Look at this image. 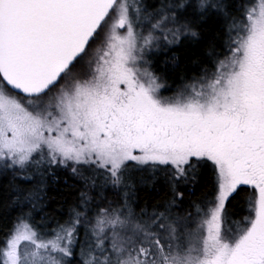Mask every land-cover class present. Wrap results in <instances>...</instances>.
I'll use <instances>...</instances> for the list:
<instances>
[{"label":"snow or ice","instance_id":"obj_1","mask_svg":"<svg viewBox=\"0 0 264 264\" xmlns=\"http://www.w3.org/2000/svg\"><path fill=\"white\" fill-rule=\"evenodd\" d=\"M0 264H264V0H0Z\"/></svg>","mask_w":264,"mask_h":264},{"label":"trees","instance_id":"obj_2","mask_svg":"<svg viewBox=\"0 0 264 264\" xmlns=\"http://www.w3.org/2000/svg\"><path fill=\"white\" fill-rule=\"evenodd\" d=\"M59 191H60L59 189H56V190L51 191L49 194L51 196L56 197V201H59L60 200V197L57 195V193ZM141 203H143V202H141ZM59 209H60V203H57V202L54 201V202L51 203V206L49 208V211L59 210Z\"/></svg>","mask_w":264,"mask_h":264}]
</instances>
